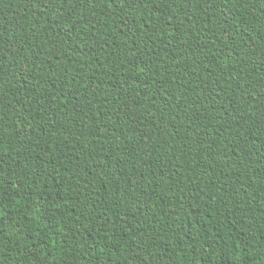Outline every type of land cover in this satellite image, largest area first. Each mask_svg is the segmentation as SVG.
<instances>
[{
    "label": "trees",
    "instance_id": "trees-1",
    "mask_svg": "<svg viewBox=\"0 0 264 264\" xmlns=\"http://www.w3.org/2000/svg\"><path fill=\"white\" fill-rule=\"evenodd\" d=\"M0 264H264V0H0Z\"/></svg>",
    "mask_w": 264,
    "mask_h": 264
}]
</instances>
